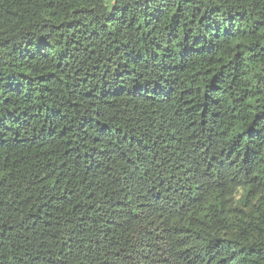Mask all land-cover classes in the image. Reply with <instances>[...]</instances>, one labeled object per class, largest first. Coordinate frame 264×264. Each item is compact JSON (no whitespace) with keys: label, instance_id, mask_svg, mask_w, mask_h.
Here are the masks:
<instances>
[{"label":"trees","instance_id":"16d2710c","mask_svg":"<svg viewBox=\"0 0 264 264\" xmlns=\"http://www.w3.org/2000/svg\"><path fill=\"white\" fill-rule=\"evenodd\" d=\"M0 264H264V0H0Z\"/></svg>","mask_w":264,"mask_h":264}]
</instances>
